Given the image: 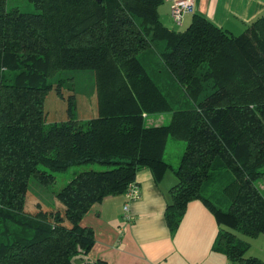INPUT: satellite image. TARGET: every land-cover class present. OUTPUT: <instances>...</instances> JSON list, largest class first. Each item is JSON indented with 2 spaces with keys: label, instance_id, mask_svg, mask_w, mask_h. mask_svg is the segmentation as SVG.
I'll return each mask as SVG.
<instances>
[{
  "label": "trees",
  "instance_id": "16d2710c",
  "mask_svg": "<svg viewBox=\"0 0 264 264\" xmlns=\"http://www.w3.org/2000/svg\"><path fill=\"white\" fill-rule=\"evenodd\" d=\"M27 1L34 11L0 0V264H109L90 255L94 233L82 217L123 194L142 167L155 179L174 173L171 229L198 199L218 225L214 248L264 264L244 256L264 233V13L234 34L201 14L170 28L162 0ZM84 69L108 80L96 115L73 117L70 98L68 118L47 124L46 92ZM143 112L168 117L148 125ZM169 137L184 142L175 166L164 158ZM84 163L54 192L61 205L25 209L31 177L50 185Z\"/></svg>",
  "mask_w": 264,
  "mask_h": 264
},
{
  "label": "crops",
  "instance_id": "0c3cea01",
  "mask_svg": "<svg viewBox=\"0 0 264 264\" xmlns=\"http://www.w3.org/2000/svg\"><path fill=\"white\" fill-rule=\"evenodd\" d=\"M171 2L162 0L158 5L161 22L170 28L185 27L193 14H201L235 32L264 13V0H193L194 11L186 13L182 24L177 26L170 18ZM134 181L140 194L129 202L130 220L122 217L123 194L105 197L82 217V224L93 229L92 257L102 258L109 264L236 263L214 248L218 225L214 214L202 201L188 202L177 226L173 229L168 226L164 210L170 200L168 189L175 181L169 172L155 179L150 168L142 167L135 172ZM260 237L264 238V233L250 238L249 255L264 260V246L256 243ZM251 246L258 248L254 250Z\"/></svg>",
  "mask_w": 264,
  "mask_h": 264
},
{
  "label": "rangeland",
  "instance_id": "374dc122",
  "mask_svg": "<svg viewBox=\"0 0 264 264\" xmlns=\"http://www.w3.org/2000/svg\"><path fill=\"white\" fill-rule=\"evenodd\" d=\"M8 5H17L19 8L25 11H34V7L27 0H7ZM245 27V26H244ZM242 29H237L238 31L233 32L234 34L240 33ZM184 28V27H181ZM62 73V72H60ZM112 74V73H111ZM69 74L62 73L61 78L63 79L62 84L60 85V93L58 94L55 85L46 92L43 107L46 112L45 122L47 124L53 121L65 120L68 118V101L71 100L74 102V106H72V116L75 118H79L81 122L86 121L88 118L95 116L97 113V90L99 85H103L108 80H103L99 72L96 70H76L74 71L70 77ZM168 112H153V113H142V118L145 124H159L163 122V120H167ZM184 142L181 140H176L171 137L168 138L166 149L164 153V158L169 160L170 163L175 166L178 162V158L180 153L182 152ZM91 165L95 168H102V164L91 163ZM86 166L84 164H73L66 168L65 170L57 171L55 176V181L52 184L42 185L36 179L30 178L28 182V188L26 191L25 198V209L31 211L34 209V206L37 202L43 208H52L55 205H61L53 196L54 192L58 190L71 176L74 172L79 171L83 167ZM169 176L174 180V173L172 171H168ZM172 184V183H171ZM259 185L262 190H264V178L259 180ZM208 190L210 195V199L214 202H217L220 207H224V205L220 204V200L217 199L221 196L218 195L216 189L212 186L208 185ZM252 239H249V242ZM258 246H264V238L260 239L256 242ZM258 246H251L252 249L258 248ZM249 248V247H248ZM244 252V256L249 255L250 248ZM262 260V259H261ZM235 264H241L237 262Z\"/></svg>",
  "mask_w": 264,
  "mask_h": 264
},
{
  "label": "built area",
  "instance_id": "2783aa9c",
  "mask_svg": "<svg viewBox=\"0 0 264 264\" xmlns=\"http://www.w3.org/2000/svg\"><path fill=\"white\" fill-rule=\"evenodd\" d=\"M194 11L193 0H172L170 4V18L173 23L180 26L186 13ZM139 187L136 182H130L124 190V202L122 204L123 219L130 220L132 215L129 213V202L139 197Z\"/></svg>",
  "mask_w": 264,
  "mask_h": 264
},
{
  "label": "water",
  "instance_id": "95a60500",
  "mask_svg": "<svg viewBox=\"0 0 264 264\" xmlns=\"http://www.w3.org/2000/svg\"><path fill=\"white\" fill-rule=\"evenodd\" d=\"M96 1H100V0H96Z\"/></svg>",
  "mask_w": 264,
  "mask_h": 264
}]
</instances>
